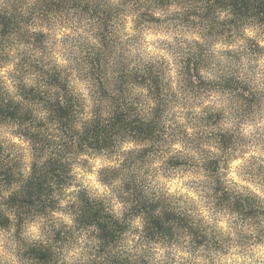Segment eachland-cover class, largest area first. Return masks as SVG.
Masks as SVG:
<instances>
[{"label":"clouds","instance_id":"obj_1","mask_svg":"<svg viewBox=\"0 0 264 264\" xmlns=\"http://www.w3.org/2000/svg\"><path fill=\"white\" fill-rule=\"evenodd\" d=\"M0 264H264V0H0Z\"/></svg>","mask_w":264,"mask_h":264}]
</instances>
